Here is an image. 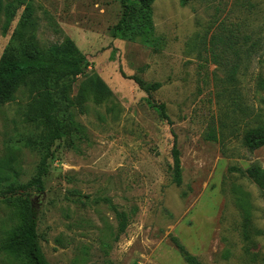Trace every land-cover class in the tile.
Segmentation results:
<instances>
[{
  "label": "rangeland",
  "instance_id": "1",
  "mask_svg": "<svg viewBox=\"0 0 264 264\" xmlns=\"http://www.w3.org/2000/svg\"><path fill=\"white\" fill-rule=\"evenodd\" d=\"M128 2L116 38V0H24L7 31L0 11V61L25 52L12 39L27 6L26 43L47 54L69 39L90 61L67 82L70 107L60 114L63 138L45 192L0 196V247L35 209L50 264H186L173 237L199 264H264V190L231 171L264 170V148L245 145L264 126V0ZM93 77L109 91L96 93ZM135 77L163 87L151 98ZM38 96L28 82L0 104V189L36 176ZM155 102L166 104L172 125ZM174 135L181 187L173 183ZM0 264L31 263L0 250Z\"/></svg>",
  "mask_w": 264,
  "mask_h": 264
},
{
  "label": "trees",
  "instance_id": "2",
  "mask_svg": "<svg viewBox=\"0 0 264 264\" xmlns=\"http://www.w3.org/2000/svg\"><path fill=\"white\" fill-rule=\"evenodd\" d=\"M24 0H15L3 7L0 0V11L4 9L7 31L16 16V3L22 4ZM121 6V17L116 26L110 30L112 37L116 38L122 32L131 15V6L128 0H116ZM187 4L190 0H180ZM155 0H141L143 7H150ZM31 8L27 6L19 30L13 36V42H19L22 51L16 57L4 56L0 61V104H7L12 100L13 89L17 86L34 82L39 89L37 111L43 123L44 133L41 138L42 159L36 176L26 184H10L0 189V196L11 197L20 193L31 191L43 194L45 192V178L50 174V162L54 158V146L63 138V123L60 114L70 107L67 82L77 80L85 68H89L90 61L87 56L80 53L75 44L67 39L62 46H52L47 54H41L32 44L26 43L28 30L32 26ZM236 74H232L234 81ZM139 88L151 98L163 85L161 83H147L140 78H132ZM92 86L96 93L104 95L108 88L98 77H93ZM161 118L169 125L172 121L164 103L155 102ZM173 157V183L181 187L183 184V167L181 151L178 147L177 137L174 135ZM245 145L250 151L264 148V126L250 130L245 136ZM237 172L251 179L261 190H264V170L259 166L249 167L245 170L233 168ZM27 224L24 230L16 232L0 250L17 256L25 253L31 264H50L39 243L38 215L35 209H29ZM126 224L123 223L121 231L124 232ZM175 249L180 253L186 264H199L177 238H172Z\"/></svg>",
  "mask_w": 264,
  "mask_h": 264
}]
</instances>
